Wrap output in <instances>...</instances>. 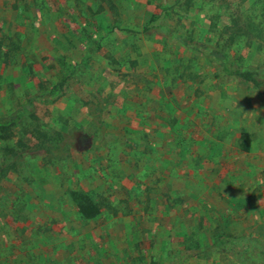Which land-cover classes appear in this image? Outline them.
I'll return each mask as SVG.
<instances>
[{
	"label": "rangeland",
	"instance_id": "374dc122",
	"mask_svg": "<svg viewBox=\"0 0 264 264\" xmlns=\"http://www.w3.org/2000/svg\"><path fill=\"white\" fill-rule=\"evenodd\" d=\"M204 45L264 81V0H0V116H36L0 136V264H264V93Z\"/></svg>",
	"mask_w": 264,
	"mask_h": 264
},
{
	"label": "trees",
	"instance_id": "16d2710c",
	"mask_svg": "<svg viewBox=\"0 0 264 264\" xmlns=\"http://www.w3.org/2000/svg\"><path fill=\"white\" fill-rule=\"evenodd\" d=\"M11 47H8V51H5L4 55L6 58L9 57L10 51L16 47L14 42L9 43ZM5 50V47L0 46V51ZM204 49L207 50L208 56L215 60L221 73L225 74L227 77L232 76L238 78L260 90L264 93V81L262 69L258 66H243L237 69H233L227 59V55L221 51L217 50L211 46L204 45ZM26 118H36L35 109L31 104L20 105L15 111H13L9 116H0V136L2 138H10L13 136L15 130ZM39 136L45 138V134L37 130ZM241 150L248 152L251 146V136L248 132H241ZM70 199L72 200L75 208L77 209L80 216L84 219L91 220L99 216L102 212L100 205L94 202L87 194L79 193L77 191H71L69 193ZM259 256V255H258Z\"/></svg>",
	"mask_w": 264,
	"mask_h": 264
}]
</instances>
